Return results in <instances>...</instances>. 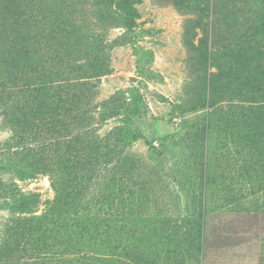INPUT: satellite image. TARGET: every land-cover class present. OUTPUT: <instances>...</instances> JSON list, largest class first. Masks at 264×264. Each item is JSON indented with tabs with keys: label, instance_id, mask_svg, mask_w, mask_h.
I'll use <instances>...</instances> for the list:
<instances>
[{
	"label": "rangeland",
	"instance_id": "374dc122",
	"mask_svg": "<svg viewBox=\"0 0 264 264\" xmlns=\"http://www.w3.org/2000/svg\"><path fill=\"white\" fill-rule=\"evenodd\" d=\"M0 264H264V0H0Z\"/></svg>",
	"mask_w": 264,
	"mask_h": 264
},
{
	"label": "trees",
	"instance_id": "16d2710c",
	"mask_svg": "<svg viewBox=\"0 0 264 264\" xmlns=\"http://www.w3.org/2000/svg\"><path fill=\"white\" fill-rule=\"evenodd\" d=\"M21 18H22V17H21ZM20 75H21V74H20ZM24 75H27V73H26V74H23V76H24ZM51 186H52L53 189H54L55 185L51 183Z\"/></svg>",
	"mask_w": 264,
	"mask_h": 264
}]
</instances>
